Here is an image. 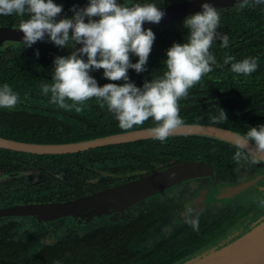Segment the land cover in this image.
<instances>
[{
  "label": "trees",
  "instance_id": "obj_1",
  "mask_svg": "<svg viewBox=\"0 0 264 264\" xmlns=\"http://www.w3.org/2000/svg\"><path fill=\"white\" fill-rule=\"evenodd\" d=\"M180 1L184 0H152L158 6ZM56 2L63 5L62 16H71V7H82L87 0ZM122 2L130 5L142 0ZM217 10L220 14L217 31L227 34L229 44L222 47L219 40L213 42L210 51L217 63L189 90L187 97L178 101L179 115L182 124L216 125L244 136L249 126L264 124V6L240 9L236 3ZM185 17L147 27L155 33V40L145 70L128 71L137 86L163 74L165 50L174 41L183 42L187 35L188 30L182 25ZM21 19L16 15L0 16V26L18 28ZM72 50L49 40L37 41L30 47L11 42L0 49V84L7 83L19 94L13 109L0 108V137L41 144L69 143L154 125L149 118L141 125L121 129L114 115L106 106L101 107L96 98L85 101L81 111L61 109L50 103V94L44 95L41 86L52 83L54 57ZM226 55L236 61L256 57L258 67L247 76L235 74L231 71V61L223 63ZM131 59L135 62L137 57ZM102 73L103 69L90 73L99 85L109 82ZM223 111L226 119H220ZM238 150L252 157L233 143L197 134L171 135L163 142L149 138L68 154H31L0 148V207L65 201L172 164L208 160L209 153L210 161L227 169L242 161L234 159ZM25 172L31 174V181L24 178ZM10 226L0 228V233L6 235L0 239V264H107L112 254L111 245L97 247L91 238L45 244L36 248L37 253L26 256L33 240L7 239Z\"/></svg>",
  "mask_w": 264,
  "mask_h": 264
},
{
  "label": "clouds",
  "instance_id": "obj_2",
  "mask_svg": "<svg viewBox=\"0 0 264 264\" xmlns=\"http://www.w3.org/2000/svg\"><path fill=\"white\" fill-rule=\"evenodd\" d=\"M237 2L240 9L264 6V0ZM70 10L71 16H62L63 5L56 0H0V16L22 17L18 29L23 33L24 47L47 39L58 47L73 49L66 56L54 57L52 83L41 86L44 95L50 94V103L61 109L81 111L85 101L96 98L101 107L106 106L114 115L121 129L141 125L151 118L155 122L152 137L161 142L183 123L178 101L187 97L189 90L217 63L210 51L213 42L219 40L222 47L229 44L227 34L217 31L220 24L217 8L204 0L200 11L182 21L188 30L184 41H174L165 50L163 74L137 86L128 71L145 70L155 40L152 29L143 28L142 24L159 23L165 15L162 8L152 0L130 5L122 0H87L84 6L73 5ZM132 56L137 57L135 62ZM230 61L231 71L239 75H250L258 67L256 57L236 61L226 55L223 63ZM99 69H103V77L109 81L103 85L90 74ZM18 100L19 94L7 83L0 84V108L13 109ZM220 119H226L224 111ZM244 140L257 153H264V124L249 126ZM240 158L238 150L234 159ZM258 203L264 207V198ZM185 211L186 223L198 230V214L192 208Z\"/></svg>",
  "mask_w": 264,
  "mask_h": 264
},
{
  "label": "flooded vegetation",
  "instance_id": "obj_3",
  "mask_svg": "<svg viewBox=\"0 0 264 264\" xmlns=\"http://www.w3.org/2000/svg\"><path fill=\"white\" fill-rule=\"evenodd\" d=\"M251 156L241 154L242 161L221 169L216 162L210 161L209 153L208 160L195 161L209 163L213 176L186 179L129 208L89 219L66 216L40 221L31 216L3 217L0 228H7V225L11 228L15 223L20 225L16 220L27 219L38 229L34 235L37 238L43 233L53 237L54 242L72 243L92 238L97 247L111 245L112 254L107 264H163L168 261L182 264L229 243L264 216V207L258 203L264 198V162ZM248 179L252 182L230 198L212 196L217 187L232 186ZM187 208L198 214V230L186 223ZM11 235L8 233L9 237ZM1 236L0 233V239L6 237Z\"/></svg>",
  "mask_w": 264,
  "mask_h": 264
},
{
  "label": "water",
  "instance_id": "obj_4",
  "mask_svg": "<svg viewBox=\"0 0 264 264\" xmlns=\"http://www.w3.org/2000/svg\"><path fill=\"white\" fill-rule=\"evenodd\" d=\"M203 2L204 0H184L160 6L165 15L159 23L169 22L200 11ZM207 2L217 9L238 3L237 0H207ZM159 23L145 22L142 27L147 28ZM22 35L23 33L18 28L0 26V45L5 41L21 42ZM79 46L76 45V47ZM184 134L206 135L233 143L264 162V153H257L256 149L244 140V136L236 131L209 124H181L169 136ZM149 138H153L151 128L116 133L79 142L56 144L32 143L0 137V148L31 154H68ZM213 172L211 165L203 160L179 162L126 182L65 201L32 202L0 207V218L31 216L40 221H51L66 216L74 218L98 216L108 211L129 208L186 179L209 176ZM251 182L252 180L248 179L232 186L217 187L212 192V196L215 199L217 197L230 198ZM182 264H264V217L233 241L209 254L192 258Z\"/></svg>",
  "mask_w": 264,
  "mask_h": 264
},
{
  "label": "rangeland",
  "instance_id": "obj_5",
  "mask_svg": "<svg viewBox=\"0 0 264 264\" xmlns=\"http://www.w3.org/2000/svg\"><path fill=\"white\" fill-rule=\"evenodd\" d=\"M18 43H22V42H18ZM11 44V42L10 41H5V42H3L1 45H0V49H2V48H5V47H7V45H10ZM71 51H67V52H61V53H59L58 55H68L69 53H70ZM22 175H24V178H26V179H28L29 181H31V178H32V176H31V178H30V174H29V172H25V173H22ZM92 217H94V216H87V217H83V219H89V218H92ZM264 217V216H263ZM263 217H261L260 219H262ZM77 219V218H76ZM79 219H81V218H79ZM259 219V220H260ZM259 220H257V221H259ZM256 221V222H257ZM16 222H19L20 223V225H16L17 223H15L14 225L15 226H13V227H11V228H9L8 229V233H10V234H12L11 235V237H9L10 239H12V240H17L18 239V241H26L27 239L28 240H33V242L29 245V247L27 248V250H26V252H25V255L26 256H31V255H33L34 253H36L37 252V249L36 248H38V247H40V246H43V245H45V244H53L54 243V238L53 237H51L48 233L46 234V233H43V235H41V236H39L38 238L36 237V236H34V235H36V233H38L39 231H37L38 229L37 228H34L30 223H29V221L26 219V220H16ZM255 222V223H256ZM255 223H253V224H255ZM252 226V225H251ZM250 226V227H251ZM249 227V228H250ZM248 228V229H249ZM247 229V230H248ZM246 230V231H247ZM245 231V232H246ZM44 232V231H43ZM244 232V233H245ZM2 234V236L1 237H4V234L3 233H1ZM243 234V233H242ZM241 234V235H242ZM241 235H239V236H241ZM238 236V237H239ZM238 237H236V238H238ZM9 238H7V239H9ZM235 238V239H236ZM56 239V238H55ZM234 240V239H233ZM233 240H231V241H233ZM230 241V242H231ZM226 245V244H225ZM224 246V245H223ZM222 247V246H221ZM220 248V247H219ZM219 248H217V249H219ZM217 249H214V250H212L211 252H213V251H215V250H217ZM209 254V253H208Z\"/></svg>",
  "mask_w": 264,
  "mask_h": 264
}]
</instances>
